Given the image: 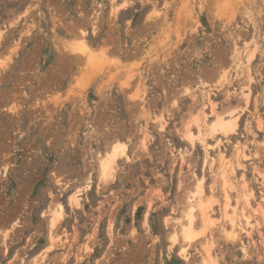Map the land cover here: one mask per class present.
<instances>
[{
  "label": "rangeland",
  "instance_id": "rangeland-1",
  "mask_svg": "<svg viewBox=\"0 0 264 264\" xmlns=\"http://www.w3.org/2000/svg\"><path fill=\"white\" fill-rule=\"evenodd\" d=\"M80 38L104 51L91 68L68 48ZM0 62V264H201L203 238L206 264H264V0H0ZM216 113L232 132L212 133ZM114 145L124 154L100 181ZM221 154L229 204L253 225L234 241ZM198 182L212 223L200 234L195 212L185 259L174 223Z\"/></svg>",
  "mask_w": 264,
  "mask_h": 264
},
{
  "label": "bare ground",
  "instance_id": "bare-ground-1",
  "mask_svg": "<svg viewBox=\"0 0 264 264\" xmlns=\"http://www.w3.org/2000/svg\"><path fill=\"white\" fill-rule=\"evenodd\" d=\"M148 2L150 3V1H148ZM121 7H122V5H121ZM113 13H114V11H113ZM68 45H69L68 48H69L70 52H73V53H75V54H77L79 56H82L83 59H86V60H84L86 63H87V61L89 62L92 59L96 60L97 57L100 56V55L99 56H96V53L98 54V53H101L103 51L102 49H99L101 51L96 50L95 51L96 53L92 52L93 50L91 51L90 48L85 44V42L81 38L76 43L75 42H73L72 44H69L68 43ZM70 52H69V54H70ZM73 53H71V54H73ZM94 54H95V58H94ZM102 54H104V53H102ZM102 57L103 56L101 55L98 59H101ZM83 59H82V62H84ZM101 61L102 60H99V61H96L95 63L98 62L97 64H99ZM100 64L101 65L102 64L104 65V63H100ZM87 65H88L89 68H91V66H89V63H87ZM86 68H87V66H86ZM93 68H96L95 65H94ZM99 68H100V65L98 66V69ZM223 73L224 72H221L220 74L218 73L219 76H222V78H219V80H221V79L223 80L225 78V76L223 75ZM87 75H89V74H87ZM247 96H248V94L245 95V100L247 99ZM206 98L208 99L207 96H206ZM202 99H203V97H202ZM9 109H10V107H9ZM14 109L16 110L17 108L14 107ZM14 113H15V111H14ZM228 113H229V115H231V112H228ZM14 115H16V114H14ZM213 115H214V107L211 106L210 116H213ZM198 118H193V120H192V123L194 122L196 124L197 137L196 136L195 137L198 138V141H199L198 143L201 144V145H203V149L205 151V158L204 159H205V161H208L207 160L208 153H207V151L205 149L206 148V145L204 144V138H203L204 134H203V132L201 130L202 127L200 128V126H199V123L200 122H199V119ZM235 124H236V118L233 117L231 119H226V118L224 119V117H223L222 114L218 115L216 113L215 114V119H214L213 123L209 127H210L212 133L221 132L222 134L227 135L228 133H230V132H232L234 130ZM189 126H190V123L187 122L185 124L184 130L182 132L183 133L182 138L184 137L189 142V145L190 144L193 145V138H195V137H194V134H192L191 129L189 128ZM115 142L116 141H114V143H112V144H115ZM121 145L123 146L124 144L121 143ZM142 145H143V147H145L144 144H142ZM122 146H120V147L119 146H116V145H114L112 147L110 146V148L108 149L109 151H104L103 153L100 154V156L97 157L96 166H97V169H98V172L97 173H99L98 176L100 177V181H105V180L109 179L112 176V172L114 170L113 169L114 168V165L117 162V160L119 159V157L121 156L120 155V152H121V154L123 153L122 152V148H121ZM207 148H209V147H207ZM124 150H125V147H124ZM234 150H235L236 157H239V159L242 158V160H243V159H246L247 158V156L245 154H243L244 151L240 147L235 146ZM222 154L220 155L219 160H218L219 161V166H217L218 171H220L219 172V176H220V180H221V186H222V189L225 191V195H226V197H225V203H224V206L222 208L223 211L221 213L223 214L222 218L224 220V223L227 226H229V231L226 232V236L230 240H233L234 241L235 238L239 234H241V233H247L248 232V229H251L253 227V225L249 222V219L250 218L247 216V214L245 215L241 211H240L241 212V216H239V218H240L239 219L240 221H239L236 218V217H238L237 214L235 213V208L236 207L235 206H231L229 204V198L227 196V190H232L233 189V186L228 181V178H227V175H226L227 173H226V170H225V167L228 164H227L226 158H224V156ZM182 157L183 156H181V158ZM210 164H211V162H210ZM6 166L7 165H5V167ZM3 169H4L3 170V173H5L6 172V169L5 168H3ZM262 179H263V177H262ZM65 190H63V191H65ZM249 197H248V195H245L244 192H243V200L245 202V205L248 206V207L251 206V197H252V195L250 194ZM76 201H77V197L75 195H72V196L70 195L69 196V198H68L69 205L76 204ZM203 201H204L203 200V189H202V186H201L200 182H198L197 184H195V190L192 192V194L186 200L187 203L183 207V214L180 217L181 219L179 218V220L177 221V223H174V225H177L178 226L179 229L177 230V232L179 233V236L182 239V242L184 243V246L181 247L180 250H179V254L182 255L185 259L187 258L186 255H185L187 247L190 246V244L196 239V237H197V235L199 233L200 234L204 233V231L206 229V226L208 224L211 225V223H212V221L210 222V216H209V211H208L209 206L205 205ZM261 203H262V206L256 208L255 210H253V212H259V214L264 218V197L262 198ZM229 209L232 210L230 213L228 212ZM61 211H62V206H61V204H59L58 205V209L56 211L51 212V216L49 217L50 219H49V227H48V229H49L48 238H49L50 243L54 240V235H53L54 232H53V229L55 227L56 221L60 217ZM195 212H197V214L201 218L200 220L202 221V223H201L202 226L200 227L199 233H196V230L194 228ZM222 230H223V228H222ZM177 232L174 230L171 234H169L170 235L169 236V239H170V241H171L172 244H174L176 242V240H177ZM202 240H203L201 242L202 245H203L202 246L203 247V251L202 252H204V256H203V261H202L201 264H206L207 263L206 262L207 259L205 260L204 258H210L211 257V256H209V248H208L210 246L207 245V241L204 238ZM50 248H51V246H50ZM242 249H243V253L246 254V249L245 248H242ZM45 253L46 252H43V253H41L38 256V258H39L40 261H43L45 259V255H46ZM32 264H37V261L36 260H33Z\"/></svg>",
  "mask_w": 264,
  "mask_h": 264
}]
</instances>
